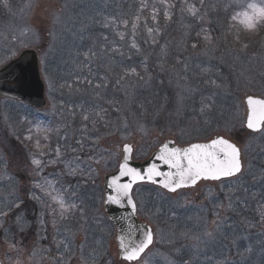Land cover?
Returning <instances> with one entry per match:
<instances>
[{
    "label": "rangeland",
    "instance_id": "1",
    "mask_svg": "<svg viewBox=\"0 0 264 264\" xmlns=\"http://www.w3.org/2000/svg\"><path fill=\"white\" fill-rule=\"evenodd\" d=\"M144 2L156 9L159 2H169L172 10L164 7L167 15L147 18ZM181 3L0 0V68L20 51H40L49 103L41 113L13 101L0 103V212L7 213L0 216V259L6 264H55L41 256L36 231L29 230L34 222L28 216L38 200L53 207L60 198H82L106 222L102 180L117 169L125 144L132 143L134 158L144 160L171 138L184 145L224 134L240 142L245 98L264 97V17L259 15L264 0ZM153 71L172 77L166 84L158 81L159 103L146 99V92H156ZM258 139L257 145L251 137L238 143L245 152L243 174L204 184L198 199L136 188L139 200L141 194L149 199L141 214L156 236L137 264H264V168L256 165L264 167V133ZM79 149L88 157L74 169L63 157ZM33 158L41 160L39 168ZM110 227H104L100 240L115 261L116 233ZM58 228L51 230L53 237H62ZM44 229L46 237L49 230ZM64 233L70 244L66 259L87 264L77 242L85 238L82 231ZM105 260L110 258L99 259Z\"/></svg>",
    "mask_w": 264,
    "mask_h": 264
},
{
    "label": "snow or ice",
    "instance_id": "2",
    "mask_svg": "<svg viewBox=\"0 0 264 264\" xmlns=\"http://www.w3.org/2000/svg\"><path fill=\"white\" fill-rule=\"evenodd\" d=\"M250 7L255 8V5H250ZM190 11L194 10L190 9ZM259 15L264 17V8L259 10ZM153 18L155 19V17ZM248 19L251 20V17ZM247 26L252 27L253 25L248 23ZM148 31L151 33L152 29L149 28ZM204 38L210 39L208 36ZM121 39H123V34H121ZM132 46L135 47V43ZM131 71L135 73V69ZM248 104L250 113L247 118V127L252 131H260L261 125L264 124V101L249 97ZM253 105H259V107H252ZM84 119H88V117L85 116ZM174 144V141L164 142L155 154V160L166 166L169 169L168 172H162L155 162L150 163L144 170L132 167L130 160L133 149L130 144H125L118 174L112 176L108 182V187L113 190L114 195H108L107 202L120 206L126 203L135 215L137 205L131 195L134 184L150 182L159 184L170 192H176L179 188L194 186L200 179L219 180L223 177L234 176L241 171L240 149L223 137H217L208 143H196L183 148L170 146ZM39 146V141H37V147ZM56 152L59 155V149ZM32 164L39 168L41 160L33 158ZM125 177L128 178L127 182L121 183V179ZM158 177H163V179L158 180ZM53 199L55 200L56 197ZM58 202L61 208L60 215L63 217L68 208L62 199ZM16 207H19V204ZM70 207H74V205ZM4 215L7 213L0 212V216ZM137 231L136 226L129 225L127 237L122 235L118 238L121 259L129 264L132 261L140 260L142 254L153 242V234L150 229L144 230L143 239L133 236V233Z\"/></svg>",
    "mask_w": 264,
    "mask_h": 264
},
{
    "label": "water",
    "instance_id": "3",
    "mask_svg": "<svg viewBox=\"0 0 264 264\" xmlns=\"http://www.w3.org/2000/svg\"><path fill=\"white\" fill-rule=\"evenodd\" d=\"M0 97L9 98V99H13L16 101L24 102L27 105H29L30 107L36 108V109H42V108L46 107L47 102L45 99V85H44V82H43V80L41 78V74H40L39 55L35 50L23 51L16 59L12 60L10 63H8L6 66H4L2 69H0ZM251 98H253L254 100L264 101V99L259 98V97H251ZM248 99L249 98H247L245 101V106L247 107V114L249 115L250 106L248 104ZM252 107L258 108L259 105H253ZM247 118H248V116H247ZM261 129H262V125H261ZM261 129H260V131H261ZM253 132H259V131H253ZM217 137H222V136H217ZM217 137H215V138H217ZM168 141H172V140H168ZM168 141H166V142H168ZM170 146L180 147L176 143L174 145H170ZM181 148H183V147H181ZM158 150L153 152L152 155L143 162L135 161L133 159V151H132L130 165L132 167L137 168V169L144 170L149 166L150 163L155 162L162 172H168L169 169L166 166H164L160 161L155 160V154L158 152ZM240 161H241V152H240ZM241 165H242V161H241ZM118 171L105 177L104 188H105V192H106L105 211H106V214L109 216V218L117 226L118 237H117L116 241H117V245H118V249H119V256L121 259V252H120V246H119L118 238L122 235L127 237V234L129 231V225H134L138 229L137 232L133 233V236L136 237L137 239H143L144 230L145 229L151 230V228L149 226L145 225L144 223L139 222L136 218V213H135V215H133L132 209L126 203L123 206H120V205H115V204H111V203L107 202V196L108 195H114L113 190L108 187V182L110 181L112 176L118 174ZM241 171H242V167H241ZM241 171L234 176L223 177L219 180L235 177V176L239 175L241 173ZM157 179L158 180L163 179V177H158ZM127 180H128V178H126V177L122 178L121 183H125V182H127ZM202 180H206V179H200L197 181V183H199ZM206 181H218V180H206ZM144 183L152 184L150 182H144ZM144 183L134 184L133 189L136 185L144 184ZM197 183L194 186L179 188V189H177V191L185 189V188H193L197 185ZM152 185L163 188L159 184H152ZM133 189H132V191H133ZM163 189H165V188H163ZM165 190H167V189H165ZM168 192H170V191H168ZM171 193H175V192H171ZM131 195H132V193H131ZM151 232H152V230H151ZM150 246L151 245H149V247ZM147 249L145 250V252L147 251ZM143 254H142V256H143ZM132 262H136V261H132Z\"/></svg>",
    "mask_w": 264,
    "mask_h": 264
},
{
    "label": "flooded vegetation",
    "instance_id": "4",
    "mask_svg": "<svg viewBox=\"0 0 264 264\" xmlns=\"http://www.w3.org/2000/svg\"><path fill=\"white\" fill-rule=\"evenodd\" d=\"M263 133H264V128L259 133H252V132L246 130V134L241 137V144L244 142V138H250L251 137L255 141V145H257V143H259V139L258 138ZM253 145L254 144H252V142L248 143L249 148H252L251 146H253ZM249 148H248V150H249ZM256 149L257 148L254 149V153L257 156L258 154L256 152ZM248 150H247V156L249 157ZM244 156H245V152H244V149L242 148L243 166L245 167ZM256 165L258 166L259 169H263L264 168L262 165H260L258 163ZM204 184H206V183L203 182V183L199 184L198 187L195 190L185 191V193L193 194V196L196 199H198L200 197V191L198 189L201 186H203ZM135 200H136V204H137V215H138L140 220L145 221L143 216H142V214H141V208H142V205L146 201H148L149 199L146 198V201H145L144 195H142V199L141 200H138V199H135ZM200 203H201V205H203L204 201H200ZM142 211L144 213L145 209H142ZM146 213L147 212H145V214ZM96 219H97V217H92V219L89 218L90 222L92 223V226L93 225L97 226ZM68 223L71 224L69 220H68ZM178 230L181 232V231H185V230L190 231L191 229L190 228H185V229H178ZM77 242L80 244L79 247H80V251H81L80 252L81 256L82 255L83 256H87L88 255L92 260L96 259L97 256H99V258L101 257L103 244H102V241L100 240V236L97 238V241L95 239H89L88 238V240H79ZM60 243H62L64 245L66 243V241H60ZM56 247H57L56 244H54L53 247H52V250L56 249ZM62 250L64 251L65 249H62ZM69 254H70V251H68L67 254H63L62 252H59V253H56L54 255H51L50 259L56 260L58 262V264H73L77 260L66 259V258H69Z\"/></svg>",
    "mask_w": 264,
    "mask_h": 264
},
{
    "label": "trees",
    "instance_id": "5",
    "mask_svg": "<svg viewBox=\"0 0 264 264\" xmlns=\"http://www.w3.org/2000/svg\"><path fill=\"white\" fill-rule=\"evenodd\" d=\"M177 5L178 6H181L182 3H181V0H175ZM209 0H205L206 3H211L212 0H210V2H208ZM152 3L153 2H150V5L148 2H144V5H143V8H144V13L145 15H147L146 17L148 18V15H151V16H156L159 13H162L161 15L164 16V13H166V11L164 10V7H167V8H170L172 10V7L169 5V2H159V7L160 9H156V7L154 6L152 8ZM206 5H209V4H206ZM185 9L189 8V7H184ZM190 9V8H189ZM167 15V13H166ZM165 15V16H166ZM161 16V18H162ZM106 34V33H105ZM161 72L159 73H155V71H153L152 75V80H156L155 84H153L154 88L156 89V92H146V99L147 101H150V102H160L162 100V89L160 90V86L158 85V81H162L164 84L166 83H169L171 82L172 80V77H161L159 76ZM175 92H173L172 94H174ZM174 96V95H173ZM169 106L170 107H173V101L172 99L170 98V101L168 102ZM175 104V103H174ZM176 106V105H175ZM155 118V116L153 117V119Z\"/></svg>",
    "mask_w": 264,
    "mask_h": 264
}]
</instances>
